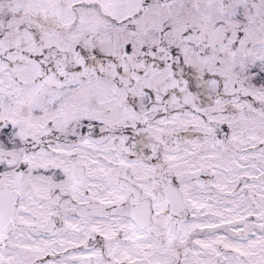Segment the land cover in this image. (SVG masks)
Instances as JSON below:
<instances>
[{"label":"snow or ice","instance_id":"obj_1","mask_svg":"<svg viewBox=\"0 0 264 264\" xmlns=\"http://www.w3.org/2000/svg\"><path fill=\"white\" fill-rule=\"evenodd\" d=\"M0 264H264V0H0Z\"/></svg>","mask_w":264,"mask_h":264}]
</instances>
